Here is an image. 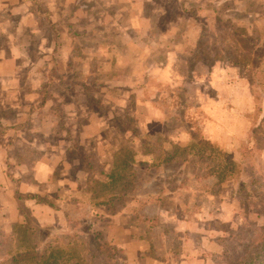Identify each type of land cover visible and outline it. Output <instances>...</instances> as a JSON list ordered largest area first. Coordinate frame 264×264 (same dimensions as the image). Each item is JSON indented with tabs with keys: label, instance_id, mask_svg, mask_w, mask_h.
Listing matches in <instances>:
<instances>
[{
	"label": "rangeland",
	"instance_id": "1",
	"mask_svg": "<svg viewBox=\"0 0 264 264\" xmlns=\"http://www.w3.org/2000/svg\"><path fill=\"white\" fill-rule=\"evenodd\" d=\"M13 55L18 74L0 77L5 233L62 247L64 264L144 252L172 264L173 239L183 252L200 240L204 264L244 255L240 232L264 226V185L240 187L264 181V0H0V59ZM171 55L185 59L172 83L192 85L162 80ZM41 116L51 133L36 131ZM198 132L218 151L203 156ZM40 164L54 168L44 180ZM113 171L126 182L107 184ZM130 226L143 242L125 256L116 236Z\"/></svg>",
	"mask_w": 264,
	"mask_h": 264
},
{
	"label": "trees",
	"instance_id": "2",
	"mask_svg": "<svg viewBox=\"0 0 264 264\" xmlns=\"http://www.w3.org/2000/svg\"><path fill=\"white\" fill-rule=\"evenodd\" d=\"M228 53L227 49H225ZM221 59H228L231 58L230 56L224 57L221 55L219 57ZM198 60H202L201 57L198 56ZM178 91L185 90L183 87L176 88ZM174 89V90H176ZM191 107V106H189ZM144 145L148 143V141L144 140ZM198 143L201 146L200 151L204 156L205 148L210 147L212 151H218V148L212 145V143L207 140L200 132H198ZM202 144V145H201ZM149 147V145H146ZM166 157H164L159 163H154L155 166H159L162 163L172 162L177 160L178 155L177 152H167ZM199 159L202 158L201 155H198ZM183 160V159H182ZM203 160V158L201 159ZM228 161V160H227ZM24 162V161H23ZM25 163V162H24ZM222 164V163H221ZM228 164V163H227ZM226 164V165H227ZM126 165V164H125ZM230 165V164H229ZM208 166L217 168L215 163L208 164ZM216 170V169H215ZM212 172H207L206 176L211 175ZM227 177H220V180H226ZM114 182H126V175L122 172L113 171L108 174V181L107 184L114 183ZM255 184H258V187H255ZM252 186V190H256L264 185V181L261 180H254L249 184L242 183L241 190H247L246 186ZM251 194V192L249 193ZM262 201H264V193H262ZM26 232V231H24ZM244 236L242 232H240V238L243 237V241H240L242 246V253L243 256H239L238 250L236 251L235 255L229 254L228 249L225 250L224 256L227 264H264V226H260L256 229V231L252 230H244ZM236 232L231 230L230 239L233 238ZM242 235V236H241ZM28 234L24 235H15L7 234L0 228V264H64L65 262H71V256L66 255V252L62 247L54 246L53 244H49L44 250L40 251V246L37 242L30 243L28 241ZM231 242V240H229ZM99 250L101 254L107 256L110 250L109 244L99 245ZM246 253V255H245ZM93 264V263H91Z\"/></svg>",
	"mask_w": 264,
	"mask_h": 264
},
{
	"label": "crops",
	"instance_id": "3",
	"mask_svg": "<svg viewBox=\"0 0 264 264\" xmlns=\"http://www.w3.org/2000/svg\"><path fill=\"white\" fill-rule=\"evenodd\" d=\"M13 52L15 53V51H13ZM180 59H183L181 55H180V58L178 56L171 55V56L168 57V59L166 61L163 62V65L159 66V69H160L159 72H161L162 75L164 76V78L162 80H164V82H170L171 86H174V87L175 86H180L183 83H187V85H192V84H190L188 82H184V80L182 78H180V77H179V79H180L179 82H176L174 84L172 83V80L175 79L172 76L174 74L173 70L176 68V65L180 63ZM183 60L185 61V59H183ZM19 62H20V60H19V56L18 55L8 56V57H4L3 59H0V77H3L2 80L4 82H7V83L9 82L7 79H5L7 76H16L18 74L19 69H20ZM143 62H145V61H143ZM120 66H123V65H120ZM15 80L16 79H12V80H10V82H13ZM43 82H44V79H40V83H43ZM191 83H194L195 87H197V85H198V71H197L196 78ZM37 94L41 95V91L37 92ZM192 96H194L195 98L198 99V90L193 91L192 92ZM234 96H235V94L233 93L232 94V98ZM43 100L45 101V99H43ZM35 124L37 126L36 131H38V132H42V133H51L52 132L51 128H48L45 125V117H42V116L41 117H37V123H35ZM215 140H218V139H213V141H215ZM64 144H66V143H64ZM5 147L6 146H4V148H0V166L3 167V168L0 167V174L2 172H4V168H5L4 164H6V162H7L8 153L5 150ZM174 161H176V160H174ZM172 162H168V163H172ZM41 168H42V164L38 165V167L36 168L38 170L36 178H38L39 180L46 179L49 176V172L54 171V168L48 167V168L45 169L46 173H43L42 171H40ZM42 175H43V177H42ZM0 180H1V175H0ZM198 189H199V187H195V190L197 192H198ZM152 205L155 206V207H158L157 210H156V214H161L163 212V209L165 210V208L162 207V204L159 205V204L154 202ZM152 205L149 204V206H152ZM166 211L169 212V210H166ZM170 214H171V212H170ZM146 216L143 217L144 220H146ZM170 216H171V218H174V217L177 216V214L173 213ZM176 220H177V218H176ZM187 223H189V221H187ZM130 227H128V228H130ZM132 227L130 228L129 235L126 236L125 239H124V234L122 232H120L116 236L117 239H118V241L116 240V244L120 243L119 245H120V247L122 246V248H123L122 252L123 253L125 252V256H129V253L132 254L134 251H135V253L138 252L136 250L138 248V245H139L140 241H142L141 238H140V236H142V234L140 235V233L138 232L139 227L136 226L137 228L135 227L134 229H132ZM145 233L146 232H144V234ZM193 235H195V233ZM197 236L198 235H195V237H197ZM191 240H192V238H191ZM195 240H198V238H195ZM199 241L200 240L194 241V243L190 244V246L194 247V252H195V254H194L193 251L190 252V251H187V249H185L184 252H183V250L181 251L180 249H177L176 242L173 239V241H171V244H173V246L170 248V250L168 252V253L171 254L170 256H171L172 264H202V263L204 264V260H205L204 256L202 255L200 257L199 254H198V252L200 250V246L198 245ZM147 242L149 244L151 243L150 241H147ZM180 242H181L182 247L186 246L184 241H180ZM149 250H151V247L147 248V251H149ZM149 255L150 254L144 252V253H141L140 256L136 255L135 257L138 259V262H140V264H147V262L149 263L153 259L156 262L155 264H166L163 260H161L162 257L160 258V257L156 256L155 258H153V257H150ZM180 261H182V262L180 263Z\"/></svg>",
	"mask_w": 264,
	"mask_h": 264
}]
</instances>
